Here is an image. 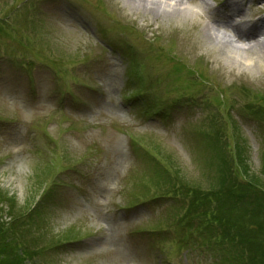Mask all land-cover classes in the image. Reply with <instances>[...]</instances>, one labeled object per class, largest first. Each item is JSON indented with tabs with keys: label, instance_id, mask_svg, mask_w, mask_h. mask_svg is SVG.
<instances>
[{
	"label": "rangeland",
	"instance_id": "rangeland-1",
	"mask_svg": "<svg viewBox=\"0 0 264 264\" xmlns=\"http://www.w3.org/2000/svg\"><path fill=\"white\" fill-rule=\"evenodd\" d=\"M21 1L0 0V191L15 197L13 209L23 202L27 207L40 193L37 188L51 176L44 186L49 193L43 206L46 227L40 230L58 233L73 228L77 238L83 239L82 244L67 246L59 253L61 264H160L155 259L159 250L179 264L185 250L165 241L182 236L176 216L164 219L168 224L161 226L165 239L159 244L153 240L154 234L141 232L156 223L158 214L169 211L165 201V209L153 201L160 195L157 187L138 209L119 210L140 192V185L153 187L146 153L136 150L132 154L122 131L158 140L174 154L176 160L166 156L173 162L182 188H192L191 179L207 175L205 156L190 130L193 123L204 119V112L189 116L176 112L163 121L161 110L154 112V108L180 95L177 102L182 103L192 95L196 90L191 84L188 90L181 85L195 79L190 74L193 70H203L210 82L201 90L205 96L207 92L225 94L233 86L264 94V60L238 67L227 64L218 53L209 54V50L215 51V44L201 22L190 21L187 15L147 19L122 0ZM250 2L256 9L262 5L259 0H245V6ZM197 3L189 1L193 6ZM208 4L212 10V3ZM244 12L247 16L249 10ZM193 25L199 47L189 43L188 33L196 34ZM129 61L136 65L133 71ZM176 61L187 70L174 79L171 66ZM139 72L145 82L141 90L134 81ZM227 114L230 111L223 115ZM238 121L248 163L258 169L264 154L257 147L255 126ZM50 142L56 145L59 168L49 174L45 167L32 175V169L41 167L37 157L51 150ZM237 179L242 176L238 174ZM200 184L198 194L207 193L214 200L215 189H209L205 180ZM213 215L228 237L238 240L240 234L226 224L242 225L247 241L264 244L263 227L254 220L233 219L231 212L226 216L216 209ZM241 242L250 256H256L247 242ZM3 257L6 261L14 258Z\"/></svg>",
	"mask_w": 264,
	"mask_h": 264
},
{
	"label": "trees",
	"instance_id": "trees-1",
	"mask_svg": "<svg viewBox=\"0 0 264 264\" xmlns=\"http://www.w3.org/2000/svg\"><path fill=\"white\" fill-rule=\"evenodd\" d=\"M211 126L212 130L209 133H202L203 138L201 143L205 145L207 143L209 152L212 153L214 157H218V164L227 168V170L220 169L218 175L221 179L216 194L220 199L216 206H211V201L207 193L199 195L197 189L192 188L189 190L192 200L191 202L197 206L188 204L187 207L208 210L214 207L219 210L220 214L224 213L226 216L231 212L233 219L254 220L256 223H259L260 227L262 226V229L264 230V165H262V168L256 172H254L252 168H249L250 165L246 157V150L240 141L237 144L235 142V148L232 149V152L229 155L225 153L223 147L224 144L221 141V137H224L225 135L224 126L216 118L211 119ZM232 130L233 133H235L236 128L233 124L232 127H230V131ZM163 159L170 166L174 167L172 161L167 156H163ZM33 173H36L35 169L31 174L33 175ZM153 174V183L158 185V182L163 179L164 174L160 170H154L152 172V175ZM178 174L181 177L183 176L179 172ZM238 174L242 176V180L237 179ZM174 175V181L172 182L176 183L179 179L175 173ZM191 180L195 181L194 179ZM172 182H170V186ZM194 185L198 186L197 182H195ZM238 207H241L243 210H237ZM241 228H243L242 225L237 226V229ZM4 230V224L0 223V232L5 234ZM242 240L252 245V251L257 256H249L246 264H264V244L259 240L247 241L245 234L240 236L237 242L240 243ZM14 242L19 245L18 242ZM12 248H14V244H12L11 239L6 238L2 243V249L5 252ZM218 250L220 249H217L216 251ZM39 252L41 253L43 251ZM47 264H54V261L50 260Z\"/></svg>",
	"mask_w": 264,
	"mask_h": 264
},
{
	"label": "bare ground",
	"instance_id": "bare-ground-1",
	"mask_svg": "<svg viewBox=\"0 0 264 264\" xmlns=\"http://www.w3.org/2000/svg\"><path fill=\"white\" fill-rule=\"evenodd\" d=\"M122 1L128 4L135 14L147 19L173 14L187 15L190 21L198 19L208 33L211 42L215 44V51L209 50V54L218 53L219 57L231 66H253L264 60V28L243 32L241 26H246L247 22L239 21L232 26L227 21L234 18L240 19L243 15L241 9L216 13L209 9L206 0H198L197 5L194 6H188L190 0ZM261 1L264 3V0ZM190 27L195 30L196 34L188 33L189 43L199 47L198 42L195 41L197 40V30L194 25ZM245 53H251L250 56H247L249 58Z\"/></svg>",
	"mask_w": 264,
	"mask_h": 264
}]
</instances>
